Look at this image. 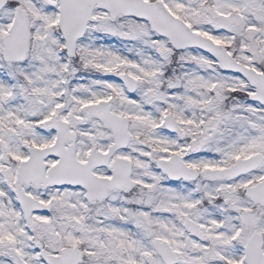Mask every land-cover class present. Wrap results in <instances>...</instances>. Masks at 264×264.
<instances>
[{
	"label": "snow or ice",
	"instance_id": "6c2138e0",
	"mask_svg": "<svg viewBox=\"0 0 264 264\" xmlns=\"http://www.w3.org/2000/svg\"><path fill=\"white\" fill-rule=\"evenodd\" d=\"M0 264H264V0H0Z\"/></svg>",
	"mask_w": 264,
	"mask_h": 264
}]
</instances>
